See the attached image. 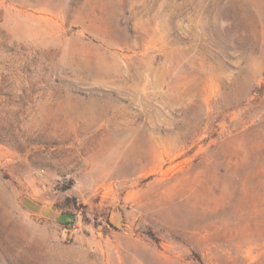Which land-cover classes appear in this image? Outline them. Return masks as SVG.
<instances>
[{
    "label": "rangeland",
    "instance_id": "374dc122",
    "mask_svg": "<svg viewBox=\"0 0 264 264\" xmlns=\"http://www.w3.org/2000/svg\"><path fill=\"white\" fill-rule=\"evenodd\" d=\"M0 264H264V0H0Z\"/></svg>",
    "mask_w": 264,
    "mask_h": 264
}]
</instances>
